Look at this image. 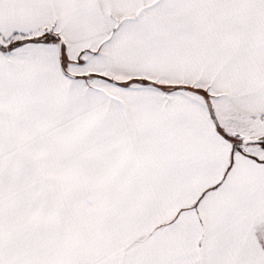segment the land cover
Instances as JSON below:
<instances>
[{"label":"snow or ice","instance_id":"snow-or-ice-1","mask_svg":"<svg viewBox=\"0 0 264 264\" xmlns=\"http://www.w3.org/2000/svg\"><path fill=\"white\" fill-rule=\"evenodd\" d=\"M0 264H264V0H0Z\"/></svg>","mask_w":264,"mask_h":264}]
</instances>
